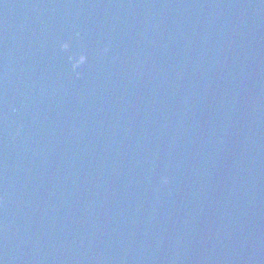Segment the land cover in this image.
I'll return each mask as SVG.
<instances>
[{"label":"water","instance_id":"obj_1","mask_svg":"<svg viewBox=\"0 0 264 264\" xmlns=\"http://www.w3.org/2000/svg\"><path fill=\"white\" fill-rule=\"evenodd\" d=\"M0 264H264V0H0Z\"/></svg>","mask_w":264,"mask_h":264},{"label":"clouds","instance_id":"obj_2","mask_svg":"<svg viewBox=\"0 0 264 264\" xmlns=\"http://www.w3.org/2000/svg\"><path fill=\"white\" fill-rule=\"evenodd\" d=\"M77 35H78V33H77ZM59 46L62 49H66L68 47V43L66 41H64V42H61ZM105 51H107V49H105ZM86 60H87V56L83 52H81L79 55H77V56L72 58L71 68H72V70H73V72L75 73L76 76L80 75V73L77 71V69L81 65L85 64ZM160 182L162 184L166 185L169 182L168 177L167 176H162L160 178Z\"/></svg>","mask_w":264,"mask_h":264}]
</instances>
